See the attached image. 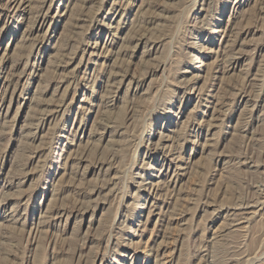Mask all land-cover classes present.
<instances>
[{
    "label": "rangeland",
    "instance_id": "1",
    "mask_svg": "<svg viewBox=\"0 0 264 264\" xmlns=\"http://www.w3.org/2000/svg\"><path fill=\"white\" fill-rule=\"evenodd\" d=\"M0 264H264V0H0Z\"/></svg>",
    "mask_w": 264,
    "mask_h": 264
}]
</instances>
